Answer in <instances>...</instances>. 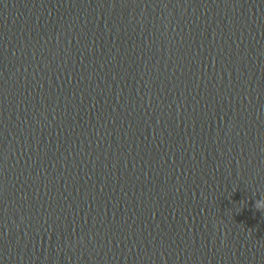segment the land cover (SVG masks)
<instances>
[{
	"label": "water",
	"instance_id": "obj_1",
	"mask_svg": "<svg viewBox=\"0 0 264 264\" xmlns=\"http://www.w3.org/2000/svg\"><path fill=\"white\" fill-rule=\"evenodd\" d=\"M264 0H0V264H264Z\"/></svg>",
	"mask_w": 264,
	"mask_h": 264
},
{
	"label": "clouds",
	"instance_id": "obj_2",
	"mask_svg": "<svg viewBox=\"0 0 264 264\" xmlns=\"http://www.w3.org/2000/svg\"><path fill=\"white\" fill-rule=\"evenodd\" d=\"M260 204H261V205H264V202H261Z\"/></svg>",
	"mask_w": 264,
	"mask_h": 264
}]
</instances>
